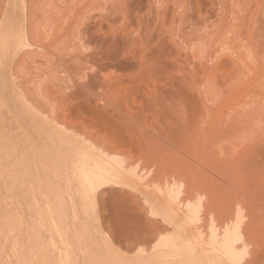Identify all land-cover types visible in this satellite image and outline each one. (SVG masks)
Here are the masks:
<instances>
[{"label": "rangeland", "instance_id": "obj_1", "mask_svg": "<svg viewBox=\"0 0 264 264\" xmlns=\"http://www.w3.org/2000/svg\"><path fill=\"white\" fill-rule=\"evenodd\" d=\"M27 256L264 264V0H0V264Z\"/></svg>", "mask_w": 264, "mask_h": 264}, {"label": "bare ground", "instance_id": "obj_2", "mask_svg": "<svg viewBox=\"0 0 264 264\" xmlns=\"http://www.w3.org/2000/svg\"><path fill=\"white\" fill-rule=\"evenodd\" d=\"M48 131H49V130H48ZM81 140H82V138H81ZM83 140H84V139H83ZM63 143H64V142H63ZM83 143H85L84 145H86L87 142H86V141H84V142L82 141V144H83ZM88 147H90V144H89ZM94 147H95V149H96V146H94ZM88 149H90V148H88ZM91 149H94V148L92 147ZM82 150H83V149H82ZM85 150H86V149H85ZM97 150H98V149H97ZM97 150H96V151L94 150V151L97 152ZM99 150H100V149H99ZM88 151H90V150H88ZM91 151H92V150H91ZM103 151H104V150H103ZM80 152L82 153V151H80ZM84 152H87V151H84V150H83V153H84ZM101 152H102V151H99L100 155H101ZM68 153H70V151H69ZM76 153H77V155H78V151H77ZM76 153H75V154H76ZM89 153H91V152H89ZM104 153H105V152H104ZM104 153H103V156H104ZM70 154H71V153H70ZM88 155H89V154H88ZM91 155H92V154H91ZM97 155H98V154H97ZM85 156H87V155H85ZM98 156H99V155H98ZM98 156L95 157L94 154H93V157L96 158V159H99V158H100V157L98 158ZM76 157H78V156H76ZM80 157H82V154L80 155ZM80 157H78L79 160H80ZM88 157H91V156H88ZM105 158H106V157H105ZM81 159H82V158H81ZM92 159H93V158H92ZM72 160H73V162H74V159H72ZM79 160H78V161H79ZM80 161H81V160H80ZM94 161H96V160L94 159ZM81 162H82V161H81ZM79 163H80V162H79ZM82 163H83V162H82ZM83 164H84V163H83ZM74 165H75V164H74ZM90 165H92V164H90ZM76 166H77V165H76ZM80 166H81V165H79V167H80ZM83 166H84V165H83ZM83 166H81L80 168H82ZM92 166H93V165H92ZM79 167H78V168H79ZM94 167H95V166H94ZM119 167H120V166H119ZM74 168L77 169L75 166H74ZM120 168H121V167H120ZM121 169H123V168H121ZM97 170H99V169L97 168ZM80 171H81V169H80ZM81 172H82V171H81ZM84 172H85V170L83 171L82 174L85 175L86 173H84ZM101 172H102V171H101ZM119 172H120V171H119ZM107 174H110L111 176L113 175V174L110 173V172H106V173L104 172L103 174H99V173H97V174H94L95 176L92 174V175L94 176V178H93V179H91V178L89 179V184H90V187H91V189H92V192H96V191L99 190V188H102V187L105 186V185L107 186L110 182H113V181H114V180H113L114 178H112V177L110 178V175H109V178H106V175H107ZM107 176H108V175H107ZM84 178H85V177H84ZM85 180H86V179H85ZM116 183H117V182H116ZM111 184H113V183H111ZM82 187H83V186H82ZM86 187H87V186H86ZM86 187H85V188H86ZM83 188H84V187H83ZM83 188H82V189H83ZM85 188H84V189H85ZM103 188H104V187H103ZM103 188H102V189H103ZM97 189H98V190H97ZM83 191H84V193H86L85 190H83ZM89 193H90V192H89ZM89 193H88V194H89ZM91 194H92V193H91ZM92 195H93V194H92ZM87 200H88V199H87ZM82 201H83V200H82ZM88 202H89V201H88ZM83 206H84V205H83ZM52 207H53V206H52ZM85 207H86V206H85ZM85 207H84V208H85ZM87 208H88V207H87ZM84 210H86V209H84ZM160 210H161V209H160ZM53 211H54V210H53ZM58 211H59V210H57V212H58ZM49 212H50V209H49ZM50 213H52V212H50ZM53 213H54V212H53ZM55 217H56V216H55ZM58 217H60V216H58ZM58 217H56V218H58ZM51 218H52V223L54 222L53 225L55 226V223H56V222H55V220H54V218H53L52 216H51ZM62 218H63V217H62ZM59 219H60V218H59ZM60 221H61V220H60ZM61 222H62V221H61ZM64 223H65V222H64ZM64 223H63V225H64ZM26 226H27V225H26ZM59 226H60V225H59ZM59 226H57V225L55 226V227H57L58 232L61 231L62 228H63V227H62V228L60 229L61 226H60V227H59ZM27 227H29V226H27ZM198 228H199V226H198ZM55 229H56V228H55ZM63 229H64V228H63ZM56 231H57V230H56ZM67 232H68V231H67ZM67 232H66V233H67ZM63 233H64V232H63ZM225 233H226V234H225V235H226V238H225V236H224L223 239L226 241V242L224 241L225 244H226V246H225L224 243H221V242L219 241L220 238H217V239L214 238L215 240H218V242L220 243L219 245H217L218 242L216 241V242H217L216 245L219 247L221 244H224L223 246H225V247H223L222 249L226 248V249H227L226 252L229 254V256H230V257H231V256L234 257V255H235V251H236V250H235L236 247L234 246V245H235V242L233 243L232 239H233L234 237H236L237 232H236V230H227ZM58 234H61V232H59ZM19 235H20V234H19ZM65 235H66V234H65ZM227 235H228V236H227ZM60 236H62V234H61ZM64 237H65V236H64ZM66 237H67V236H66ZM214 237H215V236H214ZM216 237H217V236H216ZM222 237H223V236H222ZM67 238H68V237H67ZM231 238H232V239H231ZM84 239H85V238H84ZM179 239H181V238H179ZM221 239H222V238H221ZM223 239H222V240H223ZM62 240H63V239H62ZM170 240H172V239H170ZM215 240H214V241H213V239L211 240V241H213V242H212L213 244H214ZM87 241H88V240H87ZM19 242H20V240H19ZM19 242H17V244H19ZM172 242H173V241H172ZM179 242H181V241H179ZM179 242H178V243H179ZM182 242H183V241H182ZM20 243H21V242H20ZM178 243H176V244H178ZM17 244H15V245L17 246ZM21 245H22V243H21ZM174 245H175V244H174ZM16 246H15V247H16ZM18 246H20V245H18ZM23 246H24V245H23ZM25 246H27V245H25ZM27 247H28V246H27ZM186 247H187V246H186ZM221 247H222V245H221ZM221 247H220V248H221ZM16 248H17V247H16ZM18 248H19V247H18ZM21 249H22V248H21ZM24 249H25V248H24ZM24 249H23V250H24ZM29 249H30V248H29ZM41 249H42V248H41ZM45 249H46V248H45ZM50 249H51V248H50ZM53 249H56V248H53ZM175 249H176V246H175ZM19 250H20V248H19ZM23 250H21V252H22ZM46 250H47V249H46ZM46 250H45V251H46ZM56 250H57V249H56ZM224 250H225V249H224ZM45 251H44V252H45ZM47 251H50V250H47ZM51 251H52V250H51ZM51 251H50V252H51ZM54 251H55V250H54ZM60 251H61V249H60ZM66 251H69V250H66ZM222 251H223V250H222ZM41 252H42V251H41ZM23 253H24V252H23ZM39 253H40V252H39ZM46 253H47V252H46ZM46 253H45V255H46ZM52 253H53V252H52ZM52 253H50V254H52ZM30 254H31V253H30ZM68 254H69V253H68ZM228 254H227V255H228ZM32 255H33V254H32ZM45 255H44V256H45ZM47 255H48V253H47ZM29 256H30V255H29ZM39 256H41L40 258H42L43 255L41 254V255H39ZM44 256H43V257H44ZM69 256H70V254H69ZM47 257H49V256H46V257H44V258H47ZM25 258H28V256L25 257ZM25 258H24V259H25ZM32 258H34V257H32ZM35 258L37 259V255H36ZM35 258H34V259H35ZM49 259H51V257H49ZM61 259H63V258L61 257ZM231 259L233 260V258H231ZM235 259H236V257H235ZM20 260H21V259L19 258V263L21 262ZM29 260H30V258H28V263L30 262V264H31V262L33 263V261H34L33 259H32V261H29ZM41 260H42V259H41ZM46 260H48V258H47ZM69 260H71V256H70ZM26 261H27V260H26ZM43 261H44L43 263H45V260H44V259H43ZM48 261H49V262H47V261H46V262H47V263H50V260H48ZM234 261H235V260H234ZM34 262H36V261H34ZM23 263L25 264V261H24ZM64 263H65V262H64ZM234 263H235V262H234ZM21 264H22V263H21ZM34 264H35V263H34ZM45 264H46V263H45ZM60 264H61V262H60ZM68 264H70V263L68 262ZM225 264H226V263H225ZM229 264H230V263H229Z\"/></svg>", "mask_w": 264, "mask_h": 264}]
</instances>
